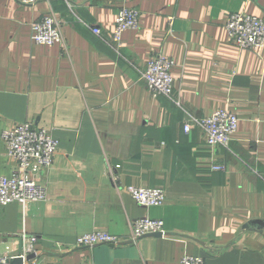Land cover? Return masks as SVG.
Returning a JSON list of instances; mask_svg holds the SVG:
<instances>
[{
  "label": "crops",
  "instance_id": "1",
  "mask_svg": "<svg viewBox=\"0 0 264 264\" xmlns=\"http://www.w3.org/2000/svg\"><path fill=\"white\" fill-rule=\"evenodd\" d=\"M122 6L139 10V24L116 49ZM50 12L64 21L66 50L32 41L31 24ZM234 12L264 18V0H0V174L16 169L4 129L33 122L58 142L39 175L46 198L0 205V261L180 264L190 254L264 264V47L231 42L224 24ZM154 54L174 62L170 97H152L142 79ZM217 109L238 117L227 146L208 147L198 126L184 132ZM127 186L162 188L165 200L144 207ZM146 216L165 234L132 240V223ZM95 230L120 241L75 245Z\"/></svg>",
  "mask_w": 264,
  "mask_h": 264
},
{
  "label": "built area",
  "instance_id": "2",
  "mask_svg": "<svg viewBox=\"0 0 264 264\" xmlns=\"http://www.w3.org/2000/svg\"><path fill=\"white\" fill-rule=\"evenodd\" d=\"M20 4L34 5L41 1L51 0H16ZM140 12L137 8L122 6L118 9L114 20L111 40L116 49L122 46V34L127 29L138 28ZM171 20V18H170ZM64 21L50 12L31 24L32 41L35 44H60L65 50L67 46L62 35ZM228 38L240 49L259 52L264 47V18L243 13L229 14L224 24ZM92 32L100 33L98 27ZM173 60L163 54H154L146 62L142 72L144 84L152 97H170L174 89V78L171 69ZM195 126L202 129L204 142L208 147L227 146L238 126L235 112L217 109L202 118H192L185 122L183 130L188 133ZM1 140L6 154L16 162V169L10 177L0 174V205L13 201H41L46 198L45 187L40 183L39 175L47 172L51 166L58 142L43 128L33 122H23L1 133ZM210 169L223 170L220 164L212 162ZM116 186L117 177L111 174ZM126 191L138 204L144 207L161 206L165 193L159 187L127 186ZM165 234L164 222L160 219L143 217L131 225L130 237L137 240L143 236ZM31 242L35 236H29ZM119 239L106 231H92L76 238V246H94L98 244H117ZM2 262L4 260H1ZM94 264V263H85ZM180 264H206L200 256L184 254Z\"/></svg>",
  "mask_w": 264,
  "mask_h": 264
},
{
  "label": "water",
  "instance_id": "3",
  "mask_svg": "<svg viewBox=\"0 0 264 264\" xmlns=\"http://www.w3.org/2000/svg\"><path fill=\"white\" fill-rule=\"evenodd\" d=\"M154 236H160V234H153ZM34 257L33 254L27 256H15L10 259H5L3 262L0 261V264H24L25 260H31Z\"/></svg>",
  "mask_w": 264,
  "mask_h": 264
}]
</instances>
